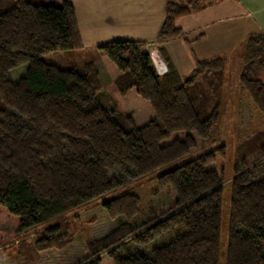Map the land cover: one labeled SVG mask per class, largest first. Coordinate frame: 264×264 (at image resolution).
<instances>
[{
    "label": "trees",
    "instance_id": "trees-1",
    "mask_svg": "<svg viewBox=\"0 0 264 264\" xmlns=\"http://www.w3.org/2000/svg\"><path fill=\"white\" fill-rule=\"evenodd\" d=\"M221 1L167 0L159 39L182 37L179 19ZM147 46L87 50L72 0H0V246L34 230L35 241L18 245L23 262L75 246L80 211L95 207L118 224L87 240L75 264H264V129L236 145L227 177V146L215 137L230 93L225 57L159 75ZM238 50V97L264 116V33ZM57 51L80 62L61 69L48 60ZM101 61L114 70L107 88ZM20 66L26 75L13 82ZM103 94L120 104L136 97L148 114L107 108ZM147 177L170 201L138 223L130 185Z\"/></svg>",
    "mask_w": 264,
    "mask_h": 264
},
{
    "label": "crops",
    "instance_id": "crops-1",
    "mask_svg": "<svg viewBox=\"0 0 264 264\" xmlns=\"http://www.w3.org/2000/svg\"><path fill=\"white\" fill-rule=\"evenodd\" d=\"M72 1L85 49L112 41L156 44L160 68L167 71L171 64L182 75L194 69L197 59L224 56L252 33H264V0H223L179 19L184 35L165 41L159 39V33L166 19L167 0Z\"/></svg>",
    "mask_w": 264,
    "mask_h": 264
},
{
    "label": "rangeland",
    "instance_id": "rangeland-1",
    "mask_svg": "<svg viewBox=\"0 0 264 264\" xmlns=\"http://www.w3.org/2000/svg\"><path fill=\"white\" fill-rule=\"evenodd\" d=\"M238 49L223 54L226 59V87L228 91L230 90V93L227 92L224 98L222 120L218 128L219 131L215 135V137L219 138L220 142H223L227 146V154L225 157L227 177L232 175L236 158V145L243 139L251 137L256 131L264 129V116L252 106L248 99L241 96L238 97L237 80L243 64V58ZM77 55L75 51H57L51 53L48 60L56 63L61 69L69 70L73 69L77 65L76 63L80 62ZM98 68L102 75L101 80L103 85L107 88L109 85L108 82L113 79L114 70L103 61L98 64ZM26 72L27 66H20L10 72V79L13 82H17L26 75ZM99 100L107 108H114L116 106L122 108L123 106L128 111L135 110L139 117H145L148 114L146 106L136 97L122 100L121 104L120 101L115 103L111 97L105 94L100 95ZM130 187L141 198V212L137 219L138 223L146 221L150 211L161 209L170 201L167 189L159 190L158 184L153 178H141L131 183ZM79 216L80 220L73 241L75 248L69 249L68 247L67 249L69 250L65 249L66 251L63 250L53 255L40 254V258L34 262H23V260L16 257L18 245L22 240L35 241L38 238L35 236L34 230H32L24 238L15 239L5 246H0V264H11L9 260L12 264H73L72 262L75 264V261L83 260L88 255L86 248L87 240L101 237L118 224V221L112 222L103 210L95 207H91L88 210L82 209ZM4 226L8 229L9 233L13 230L10 222L4 224ZM166 238L171 239L170 236H165L164 238L158 239L156 245ZM68 258L70 260H66Z\"/></svg>",
    "mask_w": 264,
    "mask_h": 264
},
{
    "label": "built area",
    "instance_id": "built-area-1",
    "mask_svg": "<svg viewBox=\"0 0 264 264\" xmlns=\"http://www.w3.org/2000/svg\"><path fill=\"white\" fill-rule=\"evenodd\" d=\"M147 47H148L149 53L151 55L152 61L154 63V66L157 70V73L159 75H163L166 72V70L160 68V54H159L157 45L156 44H148Z\"/></svg>",
    "mask_w": 264,
    "mask_h": 264
}]
</instances>
